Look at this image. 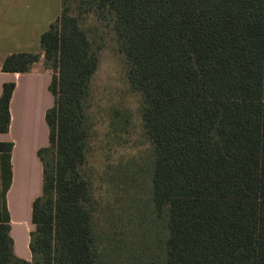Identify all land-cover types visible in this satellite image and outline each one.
Here are the masks:
<instances>
[{"label":"trees","instance_id":"obj_1","mask_svg":"<svg viewBox=\"0 0 264 264\" xmlns=\"http://www.w3.org/2000/svg\"><path fill=\"white\" fill-rule=\"evenodd\" d=\"M81 14L112 27L143 96L151 194L166 235L160 259L139 264H264V0H62L40 52L7 54L2 71L43 64L54 105L49 144L38 151L44 185L33 202L31 260L14 250V143L0 141V264H109L85 169L99 55ZM15 86L3 84L0 133L10 129ZM133 252L121 264H136Z\"/></svg>","mask_w":264,"mask_h":264},{"label":"rangeland","instance_id":"obj_2","mask_svg":"<svg viewBox=\"0 0 264 264\" xmlns=\"http://www.w3.org/2000/svg\"><path fill=\"white\" fill-rule=\"evenodd\" d=\"M80 24L99 55L86 101L92 136L85 169L95 198L96 229L109 264L123 263L129 249L136 264L151 262L154 255L159 260L166 231L151 194L154 147L144 129L143 96L127 79L112 27L93 14H81Z\"/></svg>","mask_w":264,"mask_h":264},{"label":"crops","instance_id":"obj_3","mask_svg":"<svg viewBox=\"0 0 264 264\" xmlns=\"http://www.w3.org/2000/svg\"><path fill=\"white\" fill-rule=\"evenodd\" d=\"M62 0H0V97L5 82H15L10 101L11 125L0 141L14 143L12 183L7 200L15 253L31 260L32 208L43 192L44 166L38 155L49 144L46 113L54 105L52 74L43 66L28 72H6L1 64L7 54L40 52L41 35L61 14Z\"/></svg>","mask_w":264,"mask_h":264}]
</instances>
